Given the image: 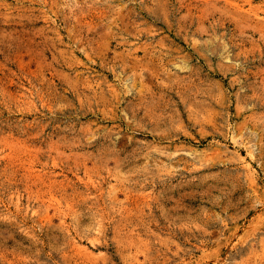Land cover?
I'll return each instance as SVG.
<instances>
[{
	"label": "rangeland",
	"instance_id": "374dc122",
	"mask_svg": "<svg viewBox=\"0 0 264 264\" xmlns=\"http://www.w3.org/2000/svg\"><path fill=\"white\" fill-rule=\"evenodd\" d=\"M0 264H264V0H0Z\"/></svg>",
	"mask_w": 264,
	"mask_h": 264
}]
</instances>
